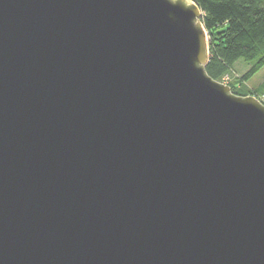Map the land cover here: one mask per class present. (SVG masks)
Segmentation results:
<instances>
[{
	"label": "water",
	"instance_id": "1",
	"mask_svg": "<svg viewBox=\"0 0 264 264\" xmlns=\"http://www.w3.org/2000/svg\"><path fill=\"white\" fill-rule=\"evenodd\" d=\"M202 18L0 0V264H264V102Z\"/></svg>",
	"mask_w": 264,
	"mask_h": 264
},
{
	"label": "trees",
	"instance_id": "2",
	"mask_svg": "<svg viewBox=\"0 0 264 264\" xmlns=\"http://www.w3.org/2000/svg\"><path fill=\"white\" fill-rule=\"evenodd\" d=\"M193 1L203 13L202 21L209 36V75L223 82L238 69L236 62L243 59V74L227 84L235 94L262 98L264 81L255 90L247 91L243 84L264 67V0Z\"/></svg>",
	"mask_w": 264,
	"mask_h": 264
},
{
	"label": "rangeland",
	"instance_id": "3",
	"mask_svg": "<svg viewBox=\"0 0 264 264\" xmlns=\"http://www.w3.org/2000/svg\"><path fill=\"white\" fill-rule=\"evenodd\" d=\"M245 64V61L243 59H240L239 61L236 62L235 64V68H238L237 70L234 71V74L232 76H230L229 78H225V82L227 84L228 81H233L235 80L234 77H240L244 70L245 67L243 66ZM264 81V67L258 72L256 73L251 79H249L247 81L246 84H243L245 87V89L248 90H255L257 86H259V84H261ZM239 86H242L241 84ZM259 98V97H258ZM261 100H264V96L262 98H260Z\"/></svg>",
	"mask_w": 264,
	"mask_h": 264
}]
</instances>
